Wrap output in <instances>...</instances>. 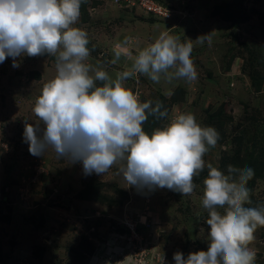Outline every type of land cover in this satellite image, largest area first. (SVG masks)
I'll use <instances>...</instances> for the list:
<instances>
[{"label": "rangeland", "instance_id": "obj_1", "mask_svg": "<svg viewBox=\"0 0 264 264\" xmlns=\"http://www.w3.org/2000/svg\"><path fill=\"white\" fill-rule=\"evenodd\" d=\"M131 1L86 0L87 14L80 9L76 25L90 40L86 62L115 79L161 33L190 41L196 81L154 83L138 74L125 82L141 102L162 101L168 112L149 116L144 130L151 134L181 113L214 127L220 139L205 154L206 165L225 174L228 165L253 168L246 206L264 205V0H146L161 6L160 15L146 12L145 1ZM208 33L211 43L196 40ZM117 45L131 58L113 65ZM18 61V68L11 57L0 63V264H160L163 255L165 264H175L176 251L187 258L207 250L208 212L201 204L207 167L194 177V192L183 196L167 188L137 192L117 174L119 165L85 176L82 164L52 150L33 156L23 140L25 120L36 119L33 107L56 74L55 58ZM254 236L255 264H264V227Z\"/></svg>", "mask_w": 264, "mask_h": 264}, {"label": "clouds", "instance_id": "obj_2", "mask_svg": "<svg viewBox=\"0 0 264 264\" xmlns=\"http://www.w3.org/2000/svg\"><path fill=\"white\" fill-rule=\"evenodd\" d=\"M83 3L86 0H0V63L11 57L12 66L18 68V58L24 55L55 58L56 74L43 85L33 107L36 119L25 120L23 140L30 154L44 156L52 150L58 159L82 164L85 176L104 175L119 165L117 174L140 193L167 188L191 195L194 177L207 167L201 204L208 212L209 231L204 235L208 248L190 252L187 258L176 251L173 260L255 264L256 252L249 245L256 230L264 227V205L246 206L252 204L247 184L254 169L228 165L225 174L211 163L206 165L204 156L217 145L220 134L212 126H201L191 113L178 114L149 134L143 127L149 116L162 119L168 112L162 101L141 102L125 84L138 74L154 83L162 78L167 83L196 81L193 44L163 32L113 79L86 62L90 40L76 26ZM196 40L211 43V34ZM122 56L131 58V53L117 45L111 64ZM160 264H165L164 255Z\"/></svg>", "mask_w": 264, "mask_h": 264}, {"label": "built area", "instance_id": "obj_3", "mask_svg": "<svg viewBox=\"0 0 264 264\" xmlns=\"http://www.w3.org/2000/svg\"><path fill=\"white\" fill-rule=\"evenodd\" d=\"M142 1H145V2H141L140 4L142 5V7L144 8V10L146 12H151L153 14L160 15V12L162 10L160 5H158V4L154 5L152 1H151V3L146 2V0H142ZM127 2H129V1H127ZM130 4L136 5L137 4V0H132L130 2Z\"/></svg>", "mask_w": 264, "mask_h": 264}, {"label": "trees", "instance_id": "obj_4", "mask_svg": "<svg viewBox=\"0 0 264 264\" xmlns=\"http://www.w3.org/2000/svg\"><path fill=\"white\" fill-rule=\"evenodd\" d=\"M85 4H86V3H83V4L81 5V11H82V13H83V14H85V15H86V14H87V13H86V11H84V10H83V9H84V6H85ZM83 19H84V18H83ZM148 126H149V124H147V125H144L143 127L145 128V127H148ZM149 127H150V126H149ZM149 127H148V128H149ZM145 131L149 133L148 129H146ZM149 134H150V133H149Z\"/></svg>", "mask_w": 264, "mask_h": 264}]
</instances>
